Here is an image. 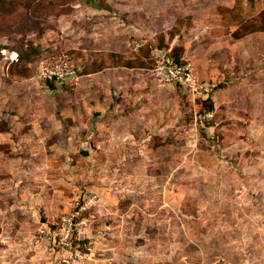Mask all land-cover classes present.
I'll use <instances>...</instances> for the list:
<instances>
[{
  "label": "rangeland",
  "instance_id": "1",
  "mask_svg": "<svg viewBox=\"0 0 264 264\" xmlns=\"http://www.w3.org/2000/svg\"><path fill=\"white\" fill-rule=\"evenodd\" d=\"M263 10L264 0H0V120L11 125L0 131V264H264V30L244 34ZM96 13L104 20L117 14L123 22L121 60L140 65L130 58L138 52L149 59V91L125 86L115 94L112 82L115 98L141 100L132 111L141 114L134 125L145 147L61 154L65 159H52L58 172L53 163L31 170L38 177L29 183L46 193L61 187L69 202L50 203L42 219L35 210L37 222L21 224L20 215L4 209L3 196L21 189L5 161L54 155L12 153L10 146L24 140L14 134L23 124L16 116L30 120L23 124L29 132L43 128L41 120L55 114L57 103L65 113L69 106L59 101L78 92L74 78L52 90L41 63L64 51L72 55L69 44L84 42ZM27 43L35 47L29 63L35 75L6 81ZM156 54L190 63L193 83H166ZM208 97L215 108L203 112ZM122 111L130 112L126 105ZM52 138L31 141L46 145ZM75 210L85 223L73 246H65L55 231ZM16 224L26 232H10ZM42 229L53 234L41 238Z\"/></svg>",
  "mask_w": 264,
  "mask_h": 264
},
{
  "label": "crops",
  "instance_id": "2",
  "mask_svg": "<svg viewBox=\"0 0 264 264\" xmlns=\"http://www.w3.org/2000/svg\"><path fill=\"white\" fill-rule=\"evenodd\" d=\"M104 16V13H98L95 15L96 18L92 16L93 19H89L88 23L90 25L87 36L82 33L83 43L79 41L77 45L69 44L72 57L79 69L76 77H74V88L78 92L73 99L62 103L59 101V104L69 106L65 111H62L65 113L62 115L57 111L59 107L57 101H55L57 108L55 114H52L54 116L46 115L41 120L43 128L31 129L29 132L23 130L25 128L23 124H28L30 120L16 116L20 123L23 124L17 126L19 129L14 134L15 136L23 137L24 140H21V145L19 144V146H15L12 142L13 144L10 146L12 153H27V155H30V153H51L54 155L53 157L51 156V161L46 158L42 162H38L36 159H34L35 162H22V157H18L19 159L17 157H9V160L5 161V167L12 170L10 180L14 186L20 184L21 189L19 191L18 186H15L13 191L9 193L11 196H3L2 200L8 202L9 205L5 206L6 208L4 209L8 212H13L14 216L20 215L22 222L19 221V223L21 224L29 223L32 220L37 222L36 218H40V216L34 215L35 210L39 211L42 219L44 216L42 213L50 208V203L69 200L68 195L64 194L61 187L56 189L49 186V192L46 193L41 185V187H35L37 184L35 181L29 183V180L34 178L36 180L38 175L35 173L37 171H45L43 166L50 167V164L53 163V158H57L59 155L61 159H65L61 154L70 153L81 155L115 151L121 153L128 151L138 152L145 147L140 142L138 143L137 137H141V133L135 129L134 125L135 123L138 127L141 122V116H139L141 114L136 113L139 109L132 111L134 105H138L139 108L141 100L137 97L125 98L123 94L121 97L115 98L113 94L117 93L116 90L123 92L125 86L129 92L139 88H145V90L149 91V86L151 85L152 87L151 79L148 78L151 71L149 64L147 65L149 59L147 60L145 57L140 59V53L138 52L136 55L132 54L130 58L141 60L140 65L121 60L124 58L123 54H125L121 44V41L124 40L123 22L118 19L117 14L108 20H104ZM114 23L115 25H113ZM106 26L107 28H104ZM78 60L82 61L79 62ZM133 74L134 77H132ZM112 82L116 84L114 93ZM125 105L129 107L130 112L122 111ZM10 130L11 128L6 131ZM143 134H146V132H143ZM45 135L51 138L53 136L52 141L46 143V145H36L31 141V136L38 138L39 136L45 137ZM54 137L59 139L58 142L54 140ZM26 138L29 139V142L25 141ZM37 162L40 167L35 166ZM53 167L57 168L58 172L59 165L54 162ZM0 168L4 167L0 166ZM17 169L27 171L25 173H17ZM31 170L35 171V173L30 172ZM27 172L29 173L27 174ZM48 194L50 195L49 197H47ZM3 214L8 216L9 213L5 211ZM21 214H23V217ZM24 228L26 227L16 224L10 227V232L23 234L26 232Z\"/></svg>",
  "mask_w": 264,
  "mask_h": 264
},
{
  "label": "built area",
  "instance_id": "3",
  "mask_svg": "<svg viewBox=\"0 0 264 264\" xmlns=\"http://www.w3.org/2000/svg\"><path fill=\"white\" fill-rule=\"evenodd\" d=\"M156 70L161 75L162 79L166 83H180L181 85L192 84L195 77L194 68L190 63L181 64L176 61L170 55L159 56L156 54ZM41 76L44 79H58L64 80L65 78H74L77 75V69L70 59V55L63 53L61 55L53 56L48 60H44L41 63ZM93 199L97 198V195H93ZM81 202V199H80ZM79 202V205H80ZM86 200L82 209L85 207ZM80 211L64 214L62 216L61 228L55 231V236H59L58 241L65 246H73L75 243L74 234L80 233L81 226L85 223L84 220L78 222L76 218L79 216ZM42 235L40 237H50L52 233H48L46 229L41 230ZM79 245V243H76Z\"/></svg>",
  "mask_w": 264,
  "mask_h": 264
},
{
  "label": "trees",
  "instance_id": "4",
  "mask_svg": "<svg viewBox=\"0 0 264 264\" xmlns=\"http://www.w3.org/2000/svg\"><path fill=\"white\" fill-rule=\"evenodd\" d=\"M254 25L251 26L250 31H246L244 32V34H249L251 32H255V31H263L264 30V10L261 11L260 15L258 16V18H254ZM11 24V23H10ZM242 36V35H240ZM35 49L33 43H27V48L21 52H18V59L16 61H12L10 66H9V70H8V76L10 77H6V81L12 82L13 80H22L25 78H29V77H33L35 75L34 69H31L29 67V63L32 61V58H30L31 53L33 52V50ZM63 53H67L68 52L64 51L61 52L58 55H61ZM70 55V59L72 60V62L74 63L77 72H79L78 67L75 64V61L72 57L71 54ZM1 57V55H0ZM173 58L178 61L181 64H184L185 62H183L179 57L173 56ZM17 68V69H16ZM69 77L65 78L68 79ZM64 79V80H65ZM46 85L52 89V90H57L59 88V84H60V80L58 79H44ZM64 80H61L64 82ZM1 81V80H0ZM180 84V83H177ZM181 85V84H180ZM182 86V85H181ZM215 105H214V101L211 97H208L203 105V112H207L209 110H214ZM9 121L6 119H1L0 120V131H6L9 128ZM2 143H0V149L2 150Z\"/></svg>",
  "mask_w": 264,
  "mask_h": 264
}]
</instances>
